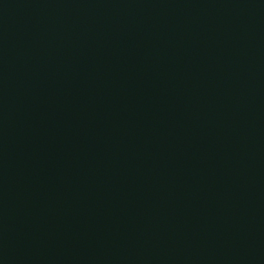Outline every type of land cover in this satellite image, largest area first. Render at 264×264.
I'll return each instance as SVG.
<instances>
[{
	"label": "water",
	"instance_id": "1",
	"mask_svg": "<svg viewBox=\"0 0 264 264\" xmlns=\"http://www.w3.org/2000/svg\"><path fill=\"white\" fill-rule=\"evenodd\" d=\"M0 264H264V0H0Z\"/></svg>",
	"mask_w": 264,
	"mask_h": 264
}]
</instances>
